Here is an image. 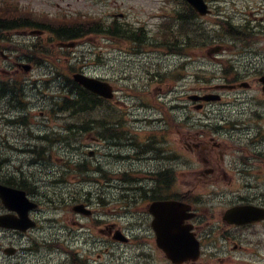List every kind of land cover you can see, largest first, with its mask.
Returning <instances> with one entry per match:
<instances>
[{
  "label": "rangeland",
  "instance_id": "374dc122",
  "mask_svg": "<svg viewBox=\"0 0 264 264\" xmlns=\"http://www.w3.org/2000/svg\"><path fill=\"white\" fill-rule=\"evenodd\" d=\"M212 3L215 7L214 13L210 17L196 20L207 26L211 33L212 30L218 29L215 27V19L219 15L231 19L236 24L250 22L251 25H256L264 17V0H212ZM0 7L48 12L58 20L76 16L82 19H99V16H104L108 20L106 24L111 23L117 14L118 21L123 19L130 22V25H142L148 31L149 39L143 48L134 49L137 44L129 39H120V35L113 37L97 32L76 39L75 47L62 48L63 50L60 51V41L56 39L46 48V52L43 51L40 55L33 52L34 60L43 64L37 68L39 70L27 77L29 82L36 81V85H33L32 90L27 94L28 124L8 123L6 119L15 118L19 112L15 110L7 112L8 101L0 100V154L5 159L0 177H22L26 180V190L30 198L41 204L40 209L33 215L40 220L42 228L34 234L37 237H27L0 229V264H33V260L37 258L40 264H52L48 260L57 261L61 256L57 247H40L36 253H31L29 247L36 240L43 242L59 240L60 237H65L64 233L70 227L75 232L79 230L77 225L72 224L75 219H83L71 210L75 198L84 200L87 193L92 191V205L99 217L106 219L113 213L112 219L121 221V213L116 211L119 209L120 200L111 197V191L112 186L122 180L105 177V173L96 172L94 169H121L122 163L121 160L108 155L112 150L103 140H95L94 134L77 133V139L50 142L49 139L66 135V125L72 122L69 112L52 113L53 101L65 91L61 85L66 80L56 78L45 86L42 81L37 80H42L43 76L56 71L70 77L72 73L83 70L88 74L102 75L114 82L117 90L115 100H122V103L112 101L110 107L104 105L97 108L94 116L101 117L103 114H108L113 107L120 111L122 129H125L128 135L123 152L125 155L133 156L138 148L132 143L144 144L153 133H169V119L159 124L154 123L155 119L164 115L162 112L166 108L180 106L181 108L171 110L173 117L177 118L184 110L182 106L192 105L187 99L191 88L202 90L206 89L207 85L217 83V80L211 79L210 76L214 65L201 56L205 53L204 49H195L194 59L186 69H181L179 61L183 57L169 54L164 47L150 45L151 42L157 43L152 35L164 20V16L158 15L159 12L165 17L170 13L175 14V10L181 9L176 1L171 3L170 0H0ZM120 13L124 15L120 16ZM253 15L257 18H253ZM9 35L13 40L21 43L31 44L40 41L31 35H23L18 30L9 32ZM47 36L52 34L44 35L43 39H47L46 42ZM48 49H52L55 54ZM18 51L24 53L22 50ZM20 53L15 55H21ZM6 62L0 55V69L6 66ZM74 69L78 70L73 71ZM177 73H183L184 76L171 77L172 74ZM2 78L3 73L0 70V79ZM157 100L164 103H158ZM179 128V131L168 134V142L172 141L170 145L175 143L178 147L182 139L187 137L188 131L191 133L197 131L184 126ZM38 135L46 136L48 139L41 140ZM35 149L43 154L39 160L35 154L37 152H30ZM90 149L95 150L93 156L89 155ZM120 152L121 150H117V153ZM82 162L93 167L86 174L99 179L97 186L85 182L82 179L83 173L74 166L68 165L71 163L78 165ZM130 164L138 168L141 163L126 158L124 166ZM63 197L66 202L62 207L60 203H51L52 200L59 202ZM83 221L86 222L85 219ZM10 245L20 249L17 255L11 256L3 252V249Z\"/></svg>",
  "mask_w": 264,
  "mask_h": 264
},
{
  "label": "flooded vegetation",
  "instance_id": "af4514ba",
  "mask_svg": "<svg viewBox=\"0 0 264 264\" xmlns=\"http://www.w3.org/2000/svg\"><path fill=\"white\" fill-rule=\"evenodd\" d=\"M230 49H234L230 43H224L221 59L213 56L222 67L211 73L218 83L203 91L217 97L199 104L191 101L185 115L170 122L169 133L179 131V126L197 131H188L178 147L170 145L168 132H160L140 148L142 169L118 171L131 183L118 187V198L126 209L122 222L96 220V209L86 198L80 203L88 210L79 213L86 222L73 221L79 230L65 231V237H60V259L49 262L177 264L158 245L160 235L151 209L154 201L174 200L185 204L174 210L180 237H196L200 242L198 259L181 264H264V32L255 35L242 48L244 52ZM235 53L227 71L225 55ZM243 53L250 57H239ZM228 84L236 88H224ZM109 142L112 149L118 145L112 139ZM101 172L110 176L117 171ZM115 244L127 248L129 255H116Z\"/></svg>",
  "mask_w": 264,
  "mask_h": 264
},
{
  "label": "water",
  "instance_id": "95a60500",
  "mask_svg": "<svg viewBox=\"0 0 264 264\" xmlns=\"http://www.w3.org/2000/svg\"><path fill=\"white\" fill-rule=\"evenodd\" d=\"M201 14L209 12L208 5L204 0H188ZM73 45V44H69ZM75 79L87 88L96 91L106 97L113 96L112 88L105 82L99 81L95 78L86 76L84 74H75ZM0 195L2 196L6 205L15 210L18 215L5 214L0 216V225L7 227H16L26 229L31 225L28 218L29 210L35 206L26 197V192L21 189H15L0 184ZM182 204L176 202H164L158 204L156 210L157 219L155 227L158 228V242L160 246L166 251L169 258L176 262H181L185 258H191L197 255V246L194 247L193 240L189 237H180V232L176 229L178 221L175 212L180 210ZM175 210V212H174ZM165 233L169 237H165ZM173 236V237H171ZM11 252V250H8ZM13 251V250H12ZM195 253V256H193Z\"/></svg>",
  "mask_w": 264,
  "mask_h": 264
},
{
  "label": "trees",
  "instance_id": "16d2710c",
  "mask_svg": "<svg viewBox=\"0 0 264 264\" xmlns=\"http://www.w3.org/2000/svg\"><path fill=\"white\" fill-rule=\"evenodd\" d=\"M186 10L184 13H180L176 15L171 21L167 23V26L165 30L161 33V46L165 48H178L179 50H182L183 43H186L191 40V37L194 38L198 43L201 42H207L209 39L205 37L207 34L205 30L201 27L202 24L199 22H193L191 23V19L194 20L198 15L197 13L188 5H186ZM15 15V14H12ZM11 15V16H12ZM195 17V18H194ZM13 20V21H12ZM12 22H7L8 20H2L0 19V28L1 29H7L8 27L14 26L19 24V18L12 19ZM176 22H179V25L176 26ZM218 24L221 26H227L230 28V34L237 35L240 37H247V35L243 34L240 31H236L233 27V23L229 21L224 20H216ZM76 22L72 21L70 23H64L59 24L57 26H51L50 29L54 30L57 33V36L60 39H71L76 38L79 35H84L86 33L92 32L94 30L93 23H80L75 24ZM193 26V29L191 30L190 27ZM112 31L114 34H117V32H120L121 29L119 25H115V28ZM131 34V33H130ZM124 35V34H122ZM134 35L131 36V38ZM136 37H138L137 40L143 39V33L138 32L135 34ZM216 38H212L211 41H220L222 38L219 33H217ZM135 37V38H136ZM157 38V36H156ZM145 41V40H144ZM79 90V91H77ZM73 91L79 92V96L76 98V96L73 99H66L62 104V109L73 111V116H80L83 115V113H87L90 109L93 108L94 105L97 104V101L94 99L96 96H94L91 93H88V91H85L80 85H77L76 83L72 82L71 87V93ZM87 129L88 127H84ZM87 130H90L88 128ZM80 168L84 169L86 168V165H80Z\"/></svg>",
  "mask_w": 264,
  "mask_h": 264
}]
</instances>
